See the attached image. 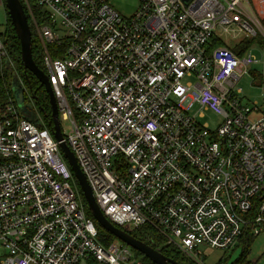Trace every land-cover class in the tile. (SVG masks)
I'll list each match as a JSON object with an SVG mask.
<instances>
[{"label": "built area", "instance_id": "1", "mask_svg": "<svg viewBox=\"0 0 264 264\" xmlns=\"http://www.w3.org/2000/svg\"><path fill=\"white\" fill-rule=\"evenodd\" d=\"M33 1L64 139L108 219L150 227L197 264L205 247L235 249L248 226L264 232V113L236 87L257 59L222 38L264 37L251 0H141L129 17L111 0ZM214 35L224 43L209 49ZM24 88L36 121L0 102V264H143L100 239ZM205 111L221 117L215 130Z\"/></svg>", "mask_w": 264, "mask_h": 264}, {"label": "trees", "instance_id": "2", "mask_svg": "<svg viewBox=\"0 0 264 264\" xmlns=\"http://www.w3.org/2000/svg\"><path fill=\"white\" fill-rule=\"evenodd\" d=\"M24 4V8L26 14L28 16L29 24L32 30V54L33 59L36 64L45 71V67L42 61L43 58V46L41 40L37 34V31L34 27L32 21V15H34L36 21L38 23H42L47 21L45 14L43 12L42 7L34 4L33 0H30L31 4V11L27 7L24 0H22ZM252 5L256 13L258 14L263 27H264V0H251ZM5 10L7 14V20L5 23V28L0 30V38L3 43V48L0 49V102L6 101L9 98H13L16 100V91L13 88V78L15 75H18L26 87V90L31 95L33 103L38 108L40 115L43 118L44 126L48 128L51 132L53 129V118L51 112V106L49 101V95L45 89V86L39 81V79L30 71H26L21 59V44L20 40L15 32L13 24L8 14V9L5 4ZM262 38L260 36L254 37L252 39H242L238 42V44H233L232 50L235 51L237 54L242 55L248 48H250L253 44L259 42L263 44ZM224 41L217 35H214L210 42L208 43V48H215ZM49 47L54 50L56 46L54 44H49ZM4 52V54H2ZM54 56L60 57V54L54 53ZM25 102H31V99L28 97L25 91ZM75 113V111H74ZM76 114V113H75ZM79 118L78 115H76ZM80 188V187H79ZM80 194L82 201L86 207V211L88 216L93 218L95 221L99 231H100V239L105 243L109 244L112 241L118 239L113 234L109 233L105 229H103L98 222L95 220L93 215L91 214L87 202L84 198V195L80 189ZM251 226H248L245 229V233L240 239L239 245L241 247V254L239 258L234 261L232 264H253L251 261L248 260V256L250 253L251 243L254 240V237L251 235ZM133 235L148 243L149 245L153 246L156 249H159L165 256L180 262L181 264H196L194 261L190 260L181 250L176 248L175 246L165 245L163 237H161L157 231L151 229L148 226L143 227L142 229L133 233ZM134 254L142 260L143 264H155L153 263L148 257L144 254L139 252L138 250L131 247ZM228 259V258H227ZM89 264H95V262L90 261ZM218 264H225L223 261H219Z\"/></svg>", "mask_w": 264, "mask_h": 264}, {"label": "water", "instance_id": "3", "mask_svg": "<svg viewBox=\"0 0 264 264\" xmlns=\"http://www.w3.org/2000/svg\"><path fill=\"white\" fill-rule=\"evenodd\" d=\"M187 1V0H186ZM6 7L8 9V14L15 29V32L20 40L21 44V59L26 71L32 72L39 81L45 86V89L49 95V101L51 106L52 118H53V136L57 141L60 142L61 150L66 157L74 175L79 183L80 189L84 195L87 202V206L98 222V224L113 234L122 242L126 243L128 246L138 250L146 257H148L155 264H181L174 259L165 256L160 250L154 248L148 243L136 238L133 234L128 233L118 226H116L112 221L108 219L105 213L100 208L91 187L82 172L75 154L70 149L68 143L64 139V134L62 132L60 118H59V107L57 103L56 96L54 94L52 85L49 81V76L42 70L34 61L32 54V30L29 24L28 16L26 14L24 4L22 0H5ZM13 88L16 91V103L18 104L20 110L22 111L24 117L28 120L36 121L35 114L28 110V104L25 102V88L18 75L13 78ZM30 107V105H29ZM30 109V108H29Z\"/></svg>", "mask_w": 264, "mask_h": 264}, {"label": "rangeland", "instance_id": "4", "mask_svg": "<svg viewBox=\"0 0 264 264\" xmlns=\"http://www.w3.org/2000/svg\"><path fill=\"white\" fill-rule=\"evenodd\" d=\"M110 3L115 9L121 12L122 15L129 17L140 7L141 0H111ZM5 14V10L0 9V30L5 28ZM258 36L263 39V44L257 42L247 49V53L251 52L257 61L250 66L249 72L239 80L236 87L242 88L243 92L240 96L242 97L243 104L253 106V103H257L260 112L264 113V37L261 35ZM222 38L227 40L226 43L230 45L238 44L236 40L230 39L229 34H223ZM189 80L195 79L191 78L186 79L185 81ZM32 108H34V106H32ZM196 110L197 108L193 109L192 112L194 113ZM262 113L252 112L250 118H259ZM197 118L202 123H208L212 130L217 128L221 120V117L213 111H205L203 116L197 114ZM63 126L64 125H62V127ZM205 253L204 264H218L219 261H223L225 264H232L239 258L241 247L237 246L231 251L225 249H207L205 247ZM248 260L253 264H264V232L254 237V240L251 243ZM79 264L89 263L81 261Z\"/></svg>", "mask_w": 264, "mask_h": 264}, {"label": "crops", "instance_id": "5", "mask_svg": "<svg viewBox=\"0 0 264 264\" xmlns=\"http://www.w3.org/2000/svg\"><path fill=\"white\" fill-rule=\"evenodd\" d=\"M0 9L5 10L4 0H0ZM5 12H6V10H5ZM6 20H7V14H5V23H6Z\"/></svg>", "mask_w": 264, "mask_h": 264}]
</instances>
